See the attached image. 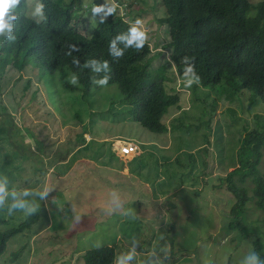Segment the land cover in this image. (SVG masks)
<instances>
[{
  "label": "rangeland",
  "instance_id": "1",
  "mask_svg": "<svg viewBox=\"0 0 264 264\" xmlns=\"http://www.w3.org/2000/svg\"><path fill=\"white\" fill-rule=\"evenodd\" d=\"M260 1L250 0L254 4ZM84 2L87 5L98 4L102 7V11L98 13H94L92 9L93 13L90 15L98 20L111 9L110 2L114 0ZM139 7L147 12L146 17L141 20L148 33V41L153 39L151 46L154 53L153 45L159 40L160 35L156 22L158 18L165 17L162 11L163 4L161 0L160 3L155 0H142V3L137 5V8ZM138 12L141 11L137 10L135 13ZM125 13L122 11L123 15ZM27 14L34 16L32 8ZM157 51L160 52L159 49ZM162 58L164 62H169L170 52L166 51ZM20 76L22 79L17 82ZM28 80L31 81V85L25 90ZM176 83L178 89L182 90L178 79ZM38 84L40 83L35 72L29 67L22 73L9 68L0 79V110L3 107L7 109L5 115H0V123L10 122L6 125L9 131L7 145L0 144V153L5 155L8 148L12 147V153L38 156V163H34L36 171H32L30 165L28 171L19 168L16 170L15 181L8 183L14 185L15 189L8 190L10 195L3 207H0V211L1 209L3 211L5 206L7 208L11 206L13 200L9 198L13 199L11 193L14 192L17 199L38 205L32 214L39 213L40 218L35 226L27 231V235H19L8 243V250L1 257L0 264H11L10 255L13 252L19 253V258L14 264H85L84 255L88 251L103 247H115L117 257L127 255L134 249L135 255L128 264H249L252 256L256 257V264H262L257 256H264L263 242H260L258 254L255 253L257 247H254L253 238L244 240L240 245L238 240H234L236 232L226 235L229 217L233 218L229 215L233 200L226 187L219 183V179L240 167V146L236 145L241 134L240 129L245 125L250 129L252 127L250 121L253 122L257 115L264 116V103L247 104L248 95L241 91L235 94L238 116L234 118L230 112L224 110L226 102L223 93L207 89H200L204 91L198 93L195 87H192L191 94L185 93L183 100V106L190 107V111L173 122L172 133L159 136L143 129L126 116L120 104V92L114 86L100 87L83 102L72 100L66 93L62 102L57 92L52 94L46 87L45 96L49 98L54 109L48 105L49 102L46 107L38 103L34 95L35 90H38ZM197 94L206 96L203 99V107L193 106V102L199 100ZM86 101L94 102L95 108L90 111V115H83L84 123L81 124L74 118V113H88L84 104ZM216 107L224 111V115L218 116V122L210 131L208 125L206 128L204 124L213 119ZM61 108L62 115L58 114L61 113ZM233 108L230 107L231 110ZM201 111L205 115L200 119ZM63 116L67 119L63 120ZM65 120L68 123H64ZM188 121L190 122L187 123ZM86 128L91 137L89 139V136H85L86 141L91 143L90 148L96 147L93 151H97L95 154L102 162L106 160V153L110 148L106 139L115 135L134 134L142 137L145 134L147 137L157 136L159 146L164 142L170 145V151L166 156L173 158L175 155L176 161L170 166L173 170H168L164 166L154 169V157L147 155L138 159L136 164L133 162L127 164L129 168L137 171L141 169V162L148 167L144 172H140V177L132 180V184H124L125 178L120 174L110 176L104 170H97L94 174V170L83 164L75 173L73 169L76 167L66 172L67 164H73L70 162L71 155L68 152L76 148V137ZM135 143L139 145L137 141ZM205 143L222 148L220 151L219 148L215 150L213 147L215 159L206 171L209 176L202 174L204 171L202 164L207 158L202 148ZM236 147L237 150L234 151ZM121 154L120 152V156L123 155ZM160 156L164 157V154L160 152L158 157ZM191 157L194 160L190 162ZM122 160L124 164L128 162L129 157H122ZM22 163L25 167L29 164L27 159H23L19 165ZM51 163L60 169H53L54 171L45 169V164ZM145 181H149V192L159 191L157 197L149 199L148 194L143 193L147 190ZM119 182L121 187H112ZM38 185L39 189L31 192L32 195H23L25 188ZM220 185L222 188H219ZM44 186L51 190L47 197L41 199L35 193ZM115 190L116 193L128 194L122 195L124 199L120 202L119 195H115L119 199L114 200ZM132 191L136 195L141 193L134 199ZM44 206L48 208L52 218V225L49 228ZM122 208H126L125 212H122ZM142 208L146 210L142 212ZM3 213L6 217L14 218L9 228L29 217L19 209ZM255 218L264 219V215L258 214L253 219ZM81 228L85 231L78 234ZM7 229L3 227L1 230ZM127 236L131 239H126ZM135 237L139 238L134 240ZM171 238H176L174 247L169 241Z\"/></svg>",
  "mask_w": 264,
  "mask_h": 264
},
{
  "label": "trees",
  "instance_id": "2",
  "mask_svg": "<svg viewBox=\"0 0 264 264\" xmlns=\"http://www.w3.org/2000/svg\"><path fill=\"white\" fill-rule=\"evenodd\" d=\"M37 1L43 5L42 16H27L29 9L19 6L14 10L17 19L12 22L15 39L10 40L7 34L0 35V79L9 68L20 73L31 68L40 83L34 95L43 107L50 103L45 96L46 87L52 94L57 92L61 101L66 93L72 100L83 102L100 88L93 81L108 76L107 87L114 86L119 90L120 104L126 116L150 133L162 135L169 131L164 118L170 116V112H182L179 118L190 111H183L186 95L183 89L195 87L198 93L202 91L200 89L223 93L226 102L224 110L234 118L238 116L235 94L241 91L247 93V104L264 103V0L257 4L250 0H161L165 17L155 21L159 25L160 35L153 45L154 53L152 38L139 51L134 45L125 47L126 42L118 39L128 35L136 19L146 17L144 8H137L142 0H114L110 2L113 11L109 12V9L98 20L90 16L98 4L87 5L84 0ZM155 1L160 3V0ZM137 10L141 12L135 13ZM122 11L126 12L125 15ZM113 41L118 49L123 50L122 56L114 58L111 54ZM164 50L170 52L169 62H164L162 58ZM74 59L78 64L73 62ZM90 61L101 65L107 62L108 70L95 72ZM86 63L88 67H84ZM188 66L193 67L200 77V83H193L190 88L181 83L182 90H179L176 79L183 81L184 70ZM72 75L78 78L76 85L69 83ZM21 79L22 76L17 82ZM30 85L31 81L28 80L24 89L27 90ZM205 97V94L199 96L193 106L203 107ZM84 104L88 113H74V118L81 124L84 123L83 115H90L95 108L94 102L86 101ZM230 107L234 108L231 110ZM216 109L213 119L204 124L206 128L208 125L210 131L218 122V116L224 115V111ZM6 112L7 109L3 107L0 115ZM58 114L62 115V108ZM204 115L201 111L200 119ZM64 116L62 119H67ZM250 122V129L248 125L240 129L236 144L240 146V167L220 178L219 183L226 187L233 200L229 212L233 218L229 217L226 235L236 232L234 240H238L240 245L244 240L253 238L254 247H257L255 253L259 254L260 242L264 243V219L253 218L258 214L264 215V116L257 115ZM7 124L10 122L0 123V144L5 143L4 146L7 145L9 133ZM86 132L87 128L76 138L77 144H86ZM213 147L210 143L202 146L207 156L202 164V174L205 176L210 175L206 171L214 162L213 151L216 148L222 151L221 147H214L215 150ZM12 149L9 147L5 155L0 153V181L5 182L10 191L15 189L14 185L8 183L15 181L16 170L28 171L30 165L32 171H36L35 164L38 163V156L12 153ZM191 158L190 162L194 160ZM23 159L29 162L26 167L23 163L19 165ZM220 159L222 162L223 156ZM3 211H10V206H5ZM3 211H0V259L8 250V243L19 235H27V231L40 219L39 213L30 214L24 222L9 228L14 218L6 217ZM3 227L8 229L1 230ZM125 238L131 239L129 236ZM169 241L174 247L176 238ZM257 257L264 264V256ZM18 258L19 253L13 252L10 263H16ZM116 258L115 247H103L88 251L84 255V262L114 264Z\"/></svg>",
  "mask_w": 264,
  "mask_h": 264
},
{
  "label": "crops",
  "instance_id": "3",
  "mask_svg": "<svg viewBox=\"0 0 264 264\" xmlns=\"http://www.w3.org/2000/svg\"><path fill=\"white\" fill-rule=\"evenodd\" d=\"M203 91L204 90H202L200 92H203ZM189 100H191V102H192L191 96H189ZM185 110L186 111L190 110V107L189 108H185V106H184L183 111H185ZM179 115H181V112L180 113L174 112V113L170 114V116H167V117L164 118V121L166 122V124L169 127L168 128L169 131L167 132V134L172 133L171 132V129H172L171 126H172L175 118H177ZM86 133L87 134L85 136H89V139H91V137L89 135V132L87 131ZM106 140L109 141L108 144L110 145L109 146L110 148H108V150L106 149L107 150V153H106L107 157H106L105 161H103V162L100 161L101 158L97 157L96 154H95V152H97V151H93V150L96 149V147H91L90 148L91 143L86 141L87 143L85 145L82 146V145L76 144L77 146H76V148L73 151L69 150L68 153H70V155H71L70 159L74 160V161L71 160V163H73L74 165L73 164H71V165L67 164L68 166H66V170L65 171L67 172L68 170L73 169L74 167H76L75 169H73V173H75L77 171V169L80 167V165L83 164L84 166L88 167L89 169L94 170L93 171L94 174H96L97 170H99V171L100 170H104L105 173H108V175H110V176H112L111 174H113L114 176H119V174H120L121 177L125 178L124 184H132V180L134 178H136V177H140V172H144L145 170L148 169V167L143 162H141L140 163L141 169L139 171H137L134 168H132V169L129 168L127 166L128 163L133 162V163L136 164L138 159H141L144 156L150 155V156L154 157V162H153V166H154L153 168L154 169L156 167L164 166L167 169L169 167V170H170L171 169L170 166H173L175 161H176V159L174 160L175 155L173 156V158L172 157L170 158V157L166 156V153L168 151H170V149H169L170 145L168 143L164 142L163 145H161V146L157 145V136H155V138H154L153 136H148L147 137L145 134L142 137H140L139 135H134V134L133 135H128V136L115 135L112 138H108ZM111 141H113V142H111ZM136 141H137V144H139V145H136V143H135ZM122 142H124L123 144H125V142H128L129 144H133V145L138 147L135 150L134 153H131V154L127 155L129 157V160H128V162H125L124 164H123L122 157H127V156L122 155V154H121L122 156H120V152H121L120 147L123 145ZM104 145H105V143H104ZM160 152H162L164 154V157H161V156L158 157V154ZM100 157H101V155H100ZM45 167H46L45 169H48V170H51V171L60 169L54 163H51L49 165L45 164ZM63 169H65V168H63ZM172 170L173 169H171V171ZM123 172H124V174H123ZM63 175H61V176H63ZM129 177H131V178H129ZM90 179H91V182H92V180H93L92 177ZM137 182H138V180H137ZM102 183L105 184L104 182H102ZM157 183H158V181H157ZM82 184H80L81 187H82ZM120 184L121 183L119 182L118 185L114 184L112 187H117V186L121 187ZM144 185L147 188V191L145 193L148 194L149 199H151L152 197L153 198L157 197L156 195H158L159 191H157V193L149 192L150 191L149 187H148L149 181H145ZM25 189L30 191V192H34V191L39 189V185L36 186V187H33V188H25ZM140 193H138L137 195H139ZM127 194L126 193H121V192L120 193H116V190L113 191V197H115L114 200H118L119 198L117 196H115V195H119L120 196V202H121L122 199H124V197L122 195H126L127 196ZM133 194L135 195V197L131 196V195L130 196L134 197V199H135L137 195H136V193H133V191H132V195ZM81 201H82V199H81ZM139 202H140V200H139ZM122 209H123L122 212H125L126 208H122ZM101 210L103 211L105 209H101ZM145 210H146V208L145 209H143V208L141 209L142 212H144ZM107 211H109V210H107ZM44 212H45L46 219H47V228H49L52 225V218L49 215L48 208L46 206H44ZM84 231L85 230L83 228H81L80 231L78 232V234L83 233ZM37 234H39V233H37Z\"/></svg>",
  "mask_w": 264,
  "mask_h": 264
},
{
  "label": "clouds",
  "instance_id": "4",
  "mask_svg": "<svg viewBox=\"0 0 264 264\" xmlns=\"http://www.w3.org/2000/svg\"><path fill=\"white\" fill-rule=\"evenodd\" d=\"M25 2L26 0H0V35L7 34L10 40L15 39V37L12 35V31L14 27V24L12 22L17 19V16L14 15V10L17 9L19 6L21 7L24 6L25 8L27 7V9L32 8V12L34 16L43 15V5L39 4L37 0H29L26 4H24ZM100 11H102V7L100 6L93 8L94 13L100 12ZM111 11L113 10L110 9L109 12ZM27 16H30V15L27 14ZM118 39L124 40L126 42L125 47L134 45L137 51L141 50L144 44L148 41V33L145 30L143 21L139 18L136 19L133 25L130 27L128 35L118 37ZM76 50L79 51V49H76ZM110 52L114 58L120 57L123 54V50L118 49L116 47L115 41H113L111 44ZM162 52L164 54L166 51L164 50ZM69 55H71V53H69ZM73 62L78 64V61L75 59L73 60ZM89 63H91L93 70L95 72H99L102 69L106 71L108 70L107 62H104L102 65L97 64V62L95 61H90ZM84 67H88V63H86ZM177 79L180 81V84L181 83L184 84V86L187 88H190L193 83H196V84L200 83V77L195 74L192 66H188L185 68L183 81L180 78H177ZM108 80H109V77L104 76L102 79L94 80L93 82L95 84H98L100 87H106L108 85ZM77 82H78L77 76L72 75L69 79V83L72 85H76ZM183 92L184 93L189 92L191 94V90H188V89H183ZM128 146L133 147L134 151L129 152L128 154H125L123 149L128 148ZM137 148L138 147L133 144L125 143L120 147V150L123 155H129L131 153H134ZM50 190L51 189L48 186H44L42 190H40L39 192L35 194L39 195L41 199H44L45 197H47ZM32 194L33 193H31L28 190H25L23 193L24 196H28ZM9 195L10 193L8 191L6 183L3 181H0V207H3L5 200ZM11 195L13 197V203L10 206V211L11 209H19L23 211L25 215H30L37 210L38 205H33L25 200L17 199L16 194L14 192L11 193ZM98 246L99 245H97V247ZM134 255H135L134 249L133 251L129 252L127 255H120L116 259V264H128V262L133 259ZM249 264H256L255 256H252L250 258Z\"/></svg>",
  "mask_w": 264,
  "mask_h": 264
},
{
  "label": "built area",
  "instance_id": "5",
  "mask_svg": "<svg viewBox=\"0 0 264 264\" xmlns=\"http://www.w3.org/2000/svg\"><path fill=\"white\" fill-rule=\"evenodd\" d=\"M123 151H124L125 154H128L129 152H133L134 149H133V147L128 146V148H124Z\"/></svg>",
  "mask_w": 264,
  "mask_h": 264
}]
</instances>
